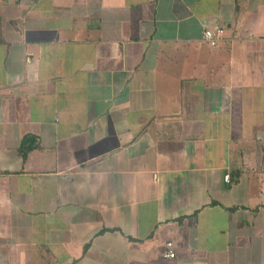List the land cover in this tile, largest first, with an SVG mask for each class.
Returning a JSON list of instances; mask_svg holds the SVG:
<instances>
[{
    "label": "crops",
    "instance_id": "0c3cea01",
    "mask_svg": "<svg viewBox=\"0 0 264 264\" xmlns=\"http://www.w3.org/2000/svg\"><path fill=\"white\" fill-rule=\"evenodd\" d=\"M0 264H264V0H0Z\"/></svg>",
    "mask_w": 264,
    "mask_h": 264
},
{
    "label": "built area",
    "instance_id": "2783aa9c",
    "mask_svg": "<svg viewBox=\"0 0 264 264\" xmlns=\"http://www.w3.org/2000/svg\"><path fill=\"white\" fill-rule=\"evenodd\" d=\"M223 35H224V28L220 26H214V27L205 28L203 30L202 38L210 46H216L217 44H219V42L223 38ZM230 177H231V174L227 172L225 175L226 180L227 181L231 180ZM163 255L165 257H175L176 256L174 241L169 240L166 242Z\"/></svg>",
    "mask_w": 264,
    "mask_h": 264
},
{
    "label": "trees",
    "instance_id": "16d2710c",
    "mask_svg": "<svg viewBox=\"0 0 264 264\" xmlns=\"http://www.w3.org/2000/svg\"><path fill=\"white\" fill-rule=\"evenodd\" d=\"M30 142V137H26L22 142L23 154L24 156L27 155L28 151L32 148V143Z\"/></svg>",
    "mask_w": 264,
    "mask_h": 264
}]
</instances>
